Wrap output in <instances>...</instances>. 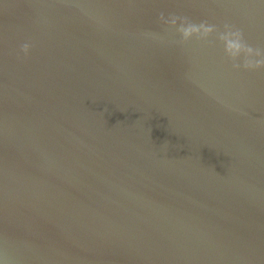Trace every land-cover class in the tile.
<instances>
[{"label":"water","instance_id":"water-1","mask_svg":"<svg viewBox=\"0 0 264 264\" xmlns=\"http://www.w3.org/2000/svg\"><path fill=\"white\" fill-rule=\"evenodd\" d=\"M0 264H264V0H0Z\"/></svg>","mask_w":264,"mask_h":264}]
</instances>
